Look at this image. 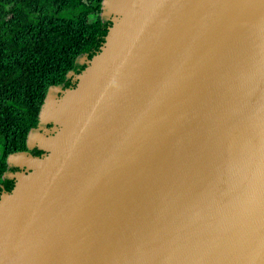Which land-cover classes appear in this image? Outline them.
<instances>
[{
	"label": "water",
	"instance_id": "95a60500",
	"mask_svg": "<svg viewBox=\"0 0 264 264\" xmlns=\"http://www.w3.org/2000/svg\"><path fill=\"white\" fill-rule=\"evenodd\" d=\"M105 5L7 157L0 264H264V0Z\"/></svg>",
	"mask_w": 264,
	"mask_h": 264
},
{
	"label": "trees",
	"instance_id": "16d2710c",
	"mask_svg": "<svg viewBox=\"0 0 264 264\" xmlns=\"http://www.w3.org/2000/svg\"><path fill=\"white\" fill-rule=\"evenodd\" d=\"M102 1L0 0V194L14 186L6 174L18 168L7 157L27 151L48 89L74 88L69 73L79 74L86 67L79 60L100 51L111 26Z\"/></svg>",
	"mask_w": 264,
	"mask_h": 264
},
{
	"label": "rangeland",
	"instance_id": "374dc122",
	"mask_svg": "<svg viewBox=\"0 0 264 264\" xmlns=\"http://www.w3.org/2000/svg\"><path fill=\"white\" fill-rule=\"evenodd\" d=\"M112 1H115V0H106V2L107 3H109V2H112ZM102 18L103 19H107V18H112V14H111V12H110V10H109V8L107 7V5H105V8L103 9V11H102ZM84 61V59L83 58H81L80 60H79V62L80 63H82ZM38 132V130H34L33 132H32V136L34 135L35 137H36V133ZM34 137V138H35ZM38 143H35L34 145H37ZM6 175H8V174H6Z\"/></svg>",
	"mask_w": 264,
	"mask_h": 264
},
{
	"label": "flooded vegetation",
	"instance_id": "af4514ba",
	"mask_svg": "<svg viewBox=\"0 0 264 264\" xmlns=\"http://www.w3.org/2000/svg\"><path fill=\"white\" fill-rule=\"evenodd\" d=\"M73 82H75V81H73ZM36 149H37V148H36ZM32 150H34V148L31 149V150L29 151L30 154H31V151H32ZM32 155H33V154H32ZM18 170H19V169H18ZM18 170H17V171H18ZM23 170H25V168H24Z\"/></svg>",
	"mask_w": 264,
	"mask_h": 264
}]
</instances>
